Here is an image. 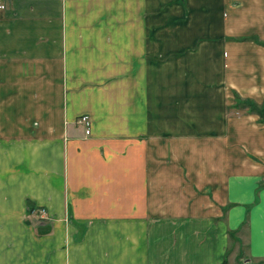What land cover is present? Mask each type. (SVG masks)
<instances>
[{"label":"crops","instance_id":"crops-1","mask_svg":"<svg viewBox=\"0 0 264 264\" xmlns=\"http://www.w3.org/2000/svg\"><path fill=\"white\" fill-rule=\"evenodd\" d=\"M0 2V264H264V0Z\"/></svg>","mask_w":264,"mask_h":264},{"label":"built area","instance_id":"built-area-1","mask_svg":"<svg viewBox=\"0 0 264 264\" xmlns=\"http://www.w3.org/2000/svg\"><path fill=\"white\" fill-rule=\"evenodd\" d=\"M5 9H6V4L3 2H0V12L2 10H5ZM78 122L86 126V133L89 134L91 131V129H90V126H91L90 116L87 114H83L79 117ZM40 212L45 213V209H42Z\"/></svg>","mask_w":264,"mask_h":264},{"label":"trees","instance_id":"trees-1","mask_svg":"<svg viewBox=\"0 0 264 264\" xmlns=\"http://www.w3.org/2000/svg\"><path fill=\"white\" fill-rule=\"evenodd\" d=\"M236 98H239V96L237 95ZM237 102H238L240 105L243 104V100H242V99H238ZM238 103H237V104H238ZM248 105H250L252 111H257L258 113H260L262 119L264 120V109H262L261 107L256 106L255 104H250V103H248ZM237 106H238V105H237ZM242 106H243V105H242Z\"/></svg>","mask_w":264,"mask_h":264},{"label":"rangeland","instance_id":"rangeland-1","mask_svg":"<svg viewBox=\"0 0 264 264\" xmlns=\"http://www.w3.org/2000/svg\"><path fill=\"white\" fill-rule=\"evenodd\" d=\"M243 261H244V258L243 257L242 258H239V262L243 263Z\"/></svg>","mask_w":264,"mask_h":264}]
</instances>
